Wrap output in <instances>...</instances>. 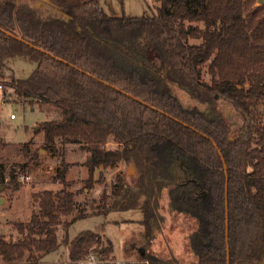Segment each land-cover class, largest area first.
<instances>
[{
    "label": "trees",
    "instance_id": "1",
    "mask_svg": "<svg viewBox=\"0 0 264 264\" xmlns=\"http://www.w3.org/2000/svg\"><path fill=\"white\" fill-rule=\"evenodd\" d=\"M49 1L58 13L43 16L28 2L0 0V80L17 101L59 111L38 131L62 163V188L33 195L37 211L15 224L18 241L0 236V264H37L61 246L64 264L90 255L117 264L112 242L95 231L70 241V227L141 209L151 237L165 192L174 211L197 221L189 237L196 264L264 263V2L158 0V15L127 18L106 14L102 0ZM17 58L36 64L29 78L8 74ZM173 86L199 106L183 105ZM220 100L245 119L236 136ZM111 139L117 149L108 148ZM69 145L88 153L85 189L98 170L121 162L134 166L135 184L119 174L100 203L78 202L66 179ZM17 182L12 172L6 183L0 163V184L19 190Z\"/></svg>",
    "mask_w": 264,
    "mask_h": 264
},
{
    "label": "rangeland",
    "instance_id": "2",
    "mask_svg": "<svg viewBox=\"0 0 264 264\" xmlns=\"http://www.w3.org/2000/svg\"><path fill=\"white\" fill-rule=\"evenodd\" d=\"M18 3L28 2L43 14L58 13L51 8L49 3L43 0H15ZM257 5L259 4V0ZM264 2V0H263ZM262 2V4H263ZM158 0H102L103 11L112 17L138 18L158 15ZM36 68V64L17 58L10 63L8 74L16 79L29 78ZM209 81V77H205ZM6 82L0 80L4 96L0 104V163L6 171V183L10 181L11 173L18 178L20 189L16 184H0V199H6L0 203V236L7 240L18 241L20 234L15 224L27 223L32 213L37 211L33 203V195L40 191H58L62 185L58 183L62 163L58 156L47 153L44 149V134L38 131L40 123L60 118L59 111L50 106L39 104L30 106L29 103L17 101L10 88H5ZM173 91L185 106H199L186 92L173 86ZM201 107V106H200ZM50 108V109H49ZM219 109L226 123L229 125L232 136L245 125L243 115L232 104L220 100ZM264 119V106L260 108ZM15 114L16 119H10ZM109 149H117L118 145L111 139ZM40 150L38 161L33 156ZM27 151V153H25ZM88 153L79 145H69L65 156V164H68L66 179L71 183L70 188L78 193L77 201L95 199L100 203L103 194L110 195L112 186L121 174L124 182L134 185L136 171L132 165V171L128 174L130 164L119 163L115 168L98 170L93 176V188H84L85 181L89 177L88 169L84 163ZM22 177L25 179L22 180ZM20 193L18 194V192ZM21 201L19 213L13 212L15 203ZM160 221L152 229L151 237L144 234L141 221L144 212L141 209L111 211L107 215L93 216L75 222L68 231V238L73 241L80 233L95 231L101 235L102 243L112 242L114 253L110 259L123 264L132 262L143 264L149 262V257H156L162 264H196V258L190 248L189 237L197 229V221L183 213H177L170 205L167 192L164 193L159 207ZM61 238L64 233L60 231ZM63 235V236H62ZM69 261L68 251L61 246L56 252L45 255L37 264H64Z\"/></svg>",
    "mask_w": 264,
    "mask_h": 264
},
{
    "label": "built area",
    "instance_id": "3",
    "mask_svg": "<svg viewBox=\"0 0 264 264\" xmlns=\"http://www.w3.org/2000/svg\"><path fill=\"white\" fill-rule=\"evenodd\" d=\"M4 100V93H3V86L0 84V104L3 103ZM10 119L14 120L16 119L15 114L10 115ZM25 179V177H22V180ZM85 264H99L100 261L95 257V255H90L84 262Z\"/></svg>",
    "mask_w": 264,
    "mask_h": 264
},
{
    "label": "crops",
    "instance_id": "4",
    "mask_svg": "<svg viewBox=\"0 0 264 264\" xmlns=\"http://www.w3.org/2000/svg\"><path fill=\"white\" fill-rule=\"evenodd\" d=\"M15 120V119H14ZM20 193V191L18 192V194ZM4 202H5V204L7 205V200L5 199L4 200ZM22 205V202L19 200V201H17L16 203H15V207H14V211L13 212H15V213H19L20 211H19V207ZM144 220V219H143ZM141 225H142V221H141ZM143 226V225H142ZM144 227V226H143ZM145 227H144V234H145ZM67 263V262H66ZM259 264H264V263H259Z\"/></svg>",
    "mask_w": 264,
    "mask_h": 264
},
{
    "label": "water",
    "instance_id": "5",
    "mask_svg": "<svg viewBox=\"0 0 264 264\" xmlns=\"http://www.w3.org/2000/svg\"><path fill=\"white\" fill-rule=\"evenodd\" d=\"M43 1H45L46 3H49L50 4V1L49 0H43ZM258 2H259V4H262L263 0H259ZM131 171H132V165H130V168L128 170V174H130ZM3 202H4V199H0V203H3ZM226 205L228 207L227 201H226ZM143 264H147V263H143Z\"/></svg>",
    "mask_w": 264,
    "mask_h": 264
}]
</instances>
